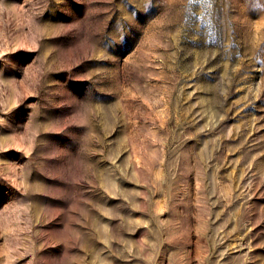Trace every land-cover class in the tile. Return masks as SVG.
Returning <instances> with one entry per match:
<instances>
[{
  "label": "rangeland",
  "instance_id": "1",
  "mask_svg": "<svg viewBox=\"0 0 264 264\" xmlns=\"http://www.w3.org/2000/svg\"><path fill=\"white\" fill-rule=\"evenodd\" d=\"M0 264H264V0H0Z\"/></svg>",
  "mask_w": 264,
  "mask_h": 264
}]
</instances>
